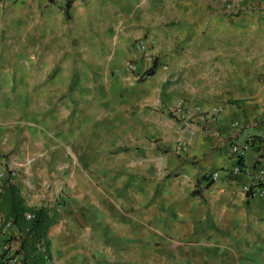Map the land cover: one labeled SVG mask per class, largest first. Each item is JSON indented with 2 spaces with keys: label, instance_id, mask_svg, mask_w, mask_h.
<instances>
[{
  "label": "crops",
  "instance_id": "1",
  "mask_svg": "<svg viewBox=\"0 0 264 264\" xmlns=\"http://www.w3.org/2000/svg\"><path fill=\"white\" fill-rule=\"evenodd\" d=\"M260 171L264 0H0V185L58 213L46 264H264Z\"/></svg>",
  "mask_w": 264,
  "mask_h": 264
},
{
  "label": "trees",
  "instance_id": "2",
  "mask_svg": "<svg viewBox=\"0 0 264 264\" xmlns=\"http://www.w3.org/2000/svg\"><path fill=\"white\" fill-rule=\"evenodd\" d=\"M155 66L153 61L145 74L151 75ZM0 213L3 222L10 220L18 229V235L11 238L18 241L13 255L20 256V264H46L51 258L49 229L58 217L53 207L27 205L19 188L5 179L0 185Z\"/></svg>",
  "mask_w": 264,
  "mask_h": 264
},
{
  "label": "built area",
  "instance_id": "3",
  "mask_svg": "<svg viewBox=\"0 0 264 264\" xmlns=\"http://www.w3.org/2000/svg\"><path fill=\"white\" fill-rule=\"evenodd\" d=\"M136 48L142 52H147V45L143 41H138L136 43ZM129 69L133 73L136 80L144 79L146 76V71H140L138 65L135 62L129 64ZM198 110V109H197ZM170 114L179 122L180 127H183L186 131L190 132L191 126L188 121L192 115V111L188 109L185 105L180 104L176 107H171ZM248 150V144L244 145H231V151L237 156V158H241L245 155ZM240 167L237 166L234 170L239 171ZM220 170H213L208 172L206 177L210 181H214L220 174ZM2 177V174H0ZM244 192L250 197H257L264 195V172L260 171L255 173L253 177V183L247 184L243 186ZM27 218H31L30 214L26 215ZM12 226L11 221L3 222L0 220V264H16L19 261L20 264V256L13 255V250L16 248L14 241L11 239L9 235V230Z\"/></svg>",
  "mask_w": 264,
  "mask_h": 264
}]
</instances>
